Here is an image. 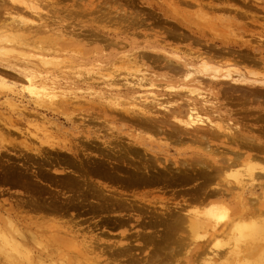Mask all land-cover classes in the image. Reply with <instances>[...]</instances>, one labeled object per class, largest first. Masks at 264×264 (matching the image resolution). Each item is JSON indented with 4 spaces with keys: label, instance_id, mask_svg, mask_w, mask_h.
Wrapping results in <instances>:
<instances>
[{
    "label": "rangeland",
    "instance_id": "374dc122",
    "mask_svg": "<svg viewBox=\"0 0 264 264\" xmlns=\"http://www.w3.org/2000/svg\"><path fill=\"white\" fill-rule=\"evenodd\" d=\"M23 1L33 9L11 1L7 5L13 9L0 7V47L12 51L0 50V264H143L152 260L155 264H203L206 247L211 252L213 236L206 237L210 229H202L198 243H190L191 233L184 224L185 216H190L186 209L204 211L207 200L218 199L231 216L239 210L240 205L233 202L239 199L207 194L225 186L227 169L226 177L202 169L183 175L178 162L196 163L198 158L209 160L211 155L230 157L242 147L220 135L200 141L189 135L179 137L169 131L174 128L169 124V128L161 125L152 130L135 117L138 106L133 105H142L144 94L150 91L158 95L159 102L165 100L161 78L165 72L157 65L160 61L155 53L160 47L180 49L177 52L185 58L188 50L208 55L216 51L225 56L216 54L222 61H237L236 68L246 75L249 69L261 77L264 0ZM16 15L25 23L18 26L12 22ZM39 57L49 60V65H42ZM136 69L142 71L135 74ZM29 74L55 87L50 98L30 88ZM103 74L115 75L105 79L116 81V85L105 83ZM130 74L133 80L134 74H146L153 87L148 83L128 86V78L133 82ZM168 82L176 88L192 86L181 78ZM228 85L222 86L224 90L212 89V98L218 103L216 112L220 110L221 120H233L264 144L263 88H256L262 90L260 95L252 86ZM135 97L142 100L136 98L140 100L135 103ZM144 165L149 170L148 179H137L133 166L139 168L136 174L146 177ZM257 183L260 186L254 189ZM262 184L263 178L249 183L243 197L247 210L254 213L242 215L241 220L233 217L237 224L245 220L262 225L252 242L258 243L257 248L251 242L249 245L240 231H234V260L216 257L214 264H264ZM164 215L172 220L177 215L182 218L176 219V230L167 236ZM18 230L25 240L17 236ZM218 231L215 240L226 242L228 230L223 234ZM206 239L208 242H203ZM232 244L220 250L228 251ZM120 249V253L115 252Z\"/></svg>",
    "mask_w": 264,
    "mask_h": 264
},
{
    "label": "bare ground",
    "instance_id": "6f19581e",
    "mask_svg": "<svg viewBox=\"0 0 264 264\" xmlns=\"http://www.w3.org/2000/svg\"><path fill=\"white\" fill-rule=\"evenodd\" d=\"M10 1L12 3H14V4H17V3L23 4L28 9H33V7H34L33 5L27 4V2H25L23 0H0V7H2L3 9H5V7H7L6 9H13V8H10L11 7L10 5H7V3H9ZM12 3H10V4H12ZM12 6L14 7V5H12ZM6 13L11 14L9 11H7ZM20 15H22V14H20ZM16 16L17 17H15V19L12 22H15L16 25L18 23V26H19V22H21V23L23 22V24L25 23L24 20H19L21 16H18V15H16ZM18 17H19V19H17ZM21 23H20V25H21ZM31 27H32V25H31ZM13 28H14V26H13ZM160 48H158L159 50L157 49V52H155V53H156L157 58L160 61L159 63H157V65L159 64V66L164 69L163 72H165L163 74L165 76L161 77L162 81H163L162 82V84H163V88L162 89H164L165 90L164 92H166V93H164L166 95V96H164L165 100L162 101V102H159L158 98L156 97L158 95H156V94H154V92H151L150 90H148L152 94L149 93L150 94L149 95L147 92L146 93L148 94V96H151V98L148 99V96H146L147 94H144L145 96H143V93H142L143 101H141L142 105H140L139 103H136L137 100H140L142 98L140 95H138L141 98L140 97H135L134 98L136 100L135 103L137 105L136 104H134V105L131 104V105H133V107L138 106V107H136V109H138V110H136V111L134 110L135 111V115H137L135 117H137L138 119L142 120L148 126V128H150V129L154 128V126H161V125L167 126L166 124H169L170 126L172 125L174 127L172 129V128H169L167 126L169 128V131L170 132L172 131L173 133L175 132V134L178 135V136L179 135H189L190 137L193 136L194 141H195V138H196V141L197 140L200 141V138H203V139L204 138H206V139L207 138L208 139L209 138L214 139V138H219L220 136H222V137H224L227 140V142H228V140H229L230 143H233V144H236V142H237L238 145H235L236 147H238V148H240V146L242 147L238 151H233L234 152V156L232 155L230 157H223L224 155L223 156L221 155L222 157L220 156V157L216 158V157H213L211 155L209 160L208 159L204 160V158L201 156L203 158V160L201 158H198L195 161L196 163H190V162L182 161V163L179 164V162L177 161L178 162L177 168L178 169L180 168V169L184 170V171H180V172L183 173V175H186V173H189V171H192V172L196 173L197 172L196 169H200V170L202 169V170H204L206 172L215 171L216 174H218V175H220L222 173L221 175L223 176V174L225 173L224 169H227L226 170V173H227L226 176L230 177L232 180L231 179L227 180L226 176H223V177H226V178H223L222 176H220V177L218 176L219 179L222 177L224 181H227V183L224 182V183H226L225 186L219 187L218 189L214 188L213 190H211L207 194L209 196H213V195H216V196L217 195H221L222 196L224 194H228V195L232 196L233 199H235V200L239 199V201H233L234 202V206L235 205H240L239 206V210L236 213H234L233 215L230 216L227 213L228 212V210H227L228 208H226V205H224L223 202H221L218 199H215V200L209 199V200L206 201V204L203 203L204 204L203 208L207 207L204 211L200 209L201 207L199 208L201 211L197 210L198 208L196 210H192V208L190 206V208H191L190 210L189 209H186V211L184 210L186 214L190 213V216L187 215L188 217L185 216V218L184 217L183 218L184 219L187 218V220H186L187 223L185 222L184 224L187 225L186 226L187 228L189 227L188 230L191 233L190 238H191V241H193V242L190 241V243H198V239L201 238V236H202V235L201 236L199 235V233H201L199 231H202V229H204V231L206 232L207 230L210 229L209 230L210 232L207 231V236L206 235L205 236L208 237V234H209L210 237L213 236L212 239L214 241L212 243V246H209V249H211V252H210V250L207 249L206 246H204V247H206L207 252L203 251L204 254H205V256L204 255L203 256L206 258V259H204V263L203 264H214V260L213 259L216 258V257L220 258V257H224V256H229L228 259L234 260L233 256L236 253L235 246L237 245V243L235 241H237V240H235L236 238L233 236L232 233H234V231H237V230L240 231L244 239L245 238L249 239V241L247 242L249 244L250 242L251 243L253 242V239H255L254 238L255 233H257L260 230L261 226H262L261 224L254 223L252 221L245 222V220H244V223L237 224V223H234L235 220L233 219V217L235 219H236V217H238L239 220H241V218H243L242 215L254 213V210H250V209L247 210L248 206H245V204H246L245 202H247V201L243 197H244V194L247 192L248 187H250L249 183L252 184V182H256V181H258V180H260L262 178L264 179V163L261 162V160L264 161V156L261 155L262 153H264V144H262V141L260 140V138L253 137L252 135H248L242 128L240 129L239 127H237V124H235L233 122V120H231V119L229 120V118H227L226 120H221L223 118H222V115L219 114V113H221L220 110L218 112H216V108H218L217 107L218 103H217V100H216L217 98H212V89H215V88H218V87H222L223 85L225 86L226 84H227V86H229L228 84L230 83V86L234 85V87L235 86L236 87L240 86V87L243 88V86H245V85L252 86V89L255 88V89H253L254 92L255 91L258 92V89L256 90V88H260V89L263 88L262 90L264 91V74L260 73V75H262V76L258 77L259 73H255V72H253V71L248 69V71L246 70L248 75H246L243 70H240L239 68H236L235 64L237 65V61H235L236 63H234V61L231 60V61H233V63L231 61H230L231 62L230 63V62H227V58H226V60L222 61L223 60L222 58L225 59V56L224 55L223 56L220 55L218 52L216 53V51L214 53L215 55H213V54L212 55H208V53H209L208 50H206L208 53L206 51H204L207 54H205V53L203 54V52H198L197 53L195 51H194V53L192 52L193 53L192 54L191 50H188V52L187 51L186 52H187V55H189V56H187V58H185L184 56H182L181 54H179L177 52V50L180 51V49L176 48L174 51H171L172 49L167 51L166 49H160ZM0 50H7V51H10V53L12 52L11 50H9L7 48H4V47L3 48L0 47ZM151 50H153V48ZM189 53H191V55ZM196 53H197V55H196ZM212 53H213V51H212ZM184 54H185V52H184ZM216 54H219L220 56H222V58H220L219 55H216ZM226 54H229V52L228 53L226 52ZM141 56L144 57V55H141ZM212 56H215V57L213 58ZM38 59H39L38 61L42 65H49L48 64L49 60H43L42 58L40 59V57ZM219 59H221V60H219ZM132 60H134V59H132ZM237 67H238V65H237ZM241 68H242V65H241ZM140 71H142V69H140V70L136 69V71L135 72L133 71V73L136 74V72L139 73ZM145 71H147V70L145 69L144 72ZM115 73H116V71H115ZM233 73L234 74L235 73L238 74V75L236 74L237 78H233L234 77L232 75ZM116 74H118V73H116ZM135 74H134V76H135L134 80L132 79L133 78V74L132 75L130 74L131 80H133V82L132 81L130 82V78H128L129 79V82H128L127 81V77H125L126 80H125V78H123L124 79L123 82L126 81L125 84H127V82H128L130 84L128 86H131V84H132L133 87L134 86L135 87L136 86L137 87H143V84H145V83H148V86L150 85V87H153V85H154L152 83L153 81L151 80V82H148L149 80L147 81V77L145 78L146 74H144V76L143 75L139 76V74L136 76ZM257 74H258V76H256ZM104 75L105 74H103V76L101 75L103 77V79L99 78V81L101 79L104 80L106 77L107 78L115 77L114 74H113L114 76L108 75L109 77L108 76L105 77ZM250 75L252 77H250ZM176 78H181L182 81L191 82L192 86L190 87V86H186V85H181L178 88H176L173 85H169L168 81L176 79ZM26 79H27V84H29L30 88L33 89L34 92H37L40 95H42L44 97H49V98L54 93L53 90L55 89V87L53 86V88H52L51 86L46 84V82H45V80L43 78L37 77L34 74H29L26 77ZM117 79H119L118 75H117ZM114 80H116V79H114ZM107 81H110V79H107L105 83H108ZM204 81H206L208 85H206L204 83ZM110 82H111L110 84H112L111 86L116 85V84H114V82H116V81H114L112 83V80H111ZM145 85H147V84H145ZM176 86H177V84H176ZM240 87H238V88H240ZM156 88H158V86ZM204 88H205V90H204ZM224 88L222 90H224ZM238 88H236V89H238ZM248 90L250 91V89H248ZM262 90H261V92H262ZM207 92H208V94H207ZM225 92H227V91H225ZM261 92H258V93H255V94H260L261 95L263 93V92L262 93ZM251 94L253 95L254 93L251 92ZM159 95H161V94H159ZM136 98H140V99H136ZM161 98H162V96H161ZM159 100H160V98H159ZM120 103H121V101H120ZM216 103H217V106H215ZM131 105H129L128 108ZM139 106H141V107H139ZM133 109H135V108H133ZM125 111H127V110H125ZM226 115H229V117H230V113L226 114ZM132 116H134V114H132ZM224 117H226V116H224ZM205 140H204V142L207 141V140L206 141ZM209 142H211V141H209ZM207 146L209 147L210 145L207 144ZM206 149L209 150L210 153H211V151H212V153H215V152H213V150L215 151V149H211L210 150L207 147H206ZM239 151H241V152H239ZM242 152H246L245 153L246 155L244 156V154H240ZM249 152H253V153H249ZM219 154H220V152H219ZM250 159H254L253 160L254 162H256L258 160V161H260V163H258V165H257L256 163H253L252 160H250ZM160 166L162 168H165L164 165H160ZM143 167L145 168L144 174L146 175V177H143L144 175L136 174L137 172H140L139 168H137L136 166H133L132 170H134L136 172V173H134V172L133 173H134V175H136L137 179H148L147 178V176L149 175L148 167L146 165H144ZM237 167H239V168H237ZM156 171L158 172V170H156ZM70 178H72V177H70ZM222 178H221V180H222ZM70 180L71 179H69L68 181H70ZM70 182H72V181H70ZM215 184L218 185V183H215ZM262 185H264V184H262ZM257 186H260V184L257 183L255 185H253V188L255 189V187H257ZM253 199H251V200L253 201ZM201 200L199 199V201H201ZM252 201L248 202L249 205H251ZM257 202H258V199H257ZM257 202L254 201L253 203H255V205H256ZM198 204H199V202H198ZM196 205L197 204H195V207H197ZM252 206H254V204H252ZM179 208H181V207H179ZM167 210H168V208H167ZM262 210H264V209H262ZM182 213H184V212H182ZM263 213H264V211H263ZM182 216H183V214H182ZM163 218H167L168 219V217L165 216V215H164ZM177 218L182 219L179 215H177L176 218H174L173 220H172V218H169L166 221V224H167V229H165L166 236L170 235V233L173 231V229L176 230V222H177L176 219ZM169 221H171V222H169ZM184 224H183V227H184ZM10 225L12 226L13 223L10 224ZM10 225H9V227H10ZM221 229H222V231H220ZM225 230H228V231H226V234H225L226 235V238H225L226 242H222V241L219 242V241L215 240L216 239L215 234L217 233V231L221 232L223 234L225 232ZM262 230H263V227L261 228V231ZM229 232H231V233H229ZM16 234H18L17 235L18 237L23 238L24 240L26 239L25 236L23 234H21V232L19 233V230L16 232ZM29 235H31V234L29 233ZM32 236L34 238V235H32ZM181 236H185V235H181ZM55 237L56 236H54L53 238H55ZM23 239H22V241H23ZM49 239H51V238H48L47 240H49ZM55 239L57 240V238H55ZM207 239H206V241H203V242H208ZM32 240H34V239H32ZM53 241L55 242V240H53ZM209 242H210V240H209ZM232 242H233V244H232L233 247L231 246V249H229L228 251H226V250L225 251H221L220 250V247L224 246L225 244H227L228 248H229L230 244ZM58 244H60V243H58ZM203 244L204 243L200 244V246L203 245ZM256 244H258V243H252L251 245L255 246ZM249 245H247L248 246L247 247L248 250H246V251H249ZM259 246H261V245H259ZM36 247H37V245H36ZM41 247H43V246L41 245ZM240 247H242V246H240ZM47 248H49V247H47ZM50 248L52 249L53 247H50ZM123 248H125V247L122 246V250L126 249V248L125 249H123ZM256 248H257V245H256ZM46 249L44 251H46ZM258 249H259V247H258ZM40 250H41V248H40ZM171 250H172V248H171ZM108 251H109V249H108ZM53 252H54V250H53ZM115 252L116 253H120L121 249L118 250V251H115ZM251 253H255V252H251ZM248 254L250 255V253H248ZM192 257L194 258L195 256H192ZM120 260H121V258H120ZM152 261H150V262H146L145 261V262H143V264H155ZM202 262L203 261H200L201 264H202ZM94 264H96V263H94Z\"/></svg>",
    "mask_w": 264,
    "mask_h": 264
}]
</instances>
